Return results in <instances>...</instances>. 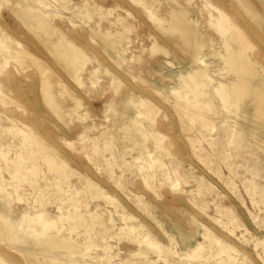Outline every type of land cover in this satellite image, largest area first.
Returning <instances> with one entry per match:
<instances>
[{"label": "rangeland", "instance_id": "374dc122", "mask_svg": "<svg viewBox=\"0 0 264 264\" xmlns=\"http://www.w3.org/2000/svg\"><path fill=\"white\" fill-rule=\"evenodd\" d=\"M172 1L0 0V42L11 41L8 52L0 43V250L10 264H264V128L252 105L215 91L230 77L217 10ZM211 1L257 48L250 56L264 52V0ZM170 8L189 13V40L150 12L168 18ZM104 30L121 36L119 52ZM58 38L84 54L78 76L53 53ZM24 48L28 64L2 60ZM34 56L52 69L60 113ZM140 97L157 124L133 106ZM29 218L43 229L31 231ZM206 229L234 247V261L216 253ZM199 242V257L184 254Z\"/></svg>", "mask_w": 264, "mask_h": 264}, {"label": "bare ground", "instance_id": "6f19581e", "mask_svg": "<svg viewBox=\"0 0 264 264\" xmlns=\"http://www.w3.org/2000/svg\"><path fill=\"white\" fill-rule=\"evenodd\" d=\"M85 1V0H84ZM140 1V0H139ZM172 1V0H171ZM138 2V1H137ZM173 2V1H172ZM175 2V1H174ZM173 2V3H174ZM205 2L209 5H211L212 9L214 8V10L216 11L217 10V13L218 15H213L212 18H211V22L214 24L215 23V26L219 28L218 31H220V33L222 32V40H223V45H224V49H225V53H224V57L226 58L227 60V63L225 65H227V69L228 70V73L230 74V77H228L225 82H221L219 83L218 85H215V91L216 92H219L222 100L224 102H228L231 98H234V104L235 106L237 105L238 107L242 104H248V105H252L253 106V111L256 115V117H258V119L261 121L260 124H258L259 127L261 128H264V55L262 53L264 52H259V53H256V55H252L250 56L248 54V50H256L254 48V46L252 45V43L249 41L247 35L241 30V27H238L236 24H235V21L234 19L226 14L225 12H223L221 9H219L218 6H216L211 0H205ZM243 2L245 4H247L246 0H243ZM142 3V2H141ZM145 3V1H144ZM87 4V3H86ZM143 4V3H142ZM176 4V3H175ZM178 4V3H177ZM176 4V5H177ZM88 5V4H87ZM86 5V6H87ZM180 5V4H178ZM251 5V4H250ZM169 6V5H168ZM205 6V5H204ZM153 8V7H152ZM151 8V9H152ZM179 8V7H178ZM182 5L180 7V11L182 10ZM74 9V8H73ZM146 9V8H145ZM171 9V8H170ZM250 9V8H249ZM66 10V9H64ZM184 10V9H183ZM179 10L178 9H171L170 10V14H168V18L166 17H161L159 16L157 13H154L152 10L150 11L151 12V15L156 18L155 20H157V22L159 24H161V27L163 26V28L167 27V29H170L171 31L173 32H176V33H179L180 36L183 35V37H187L188 39V36L191 35L190 32L192 31L191 26H187V27H183L181 26V23L185 22V21H188V23H190L189 25H191V19L187 16V13L186 16L184 15L187 11L184 10V14L181 15L183 12H179L177 13ZM255 11V10H254ZM91 10L90 8H87V14H90ZM234 12V11H233ZM236 12V11H235ZM253 12V11H251ZM181 13V14H180ZM86 14V15H87ZM180 14V15H178ZM235 14V13H234ZM255 14H257L255 12ZM236 15V14H235ZM112 16V15H111ZM240 16V14H239ZM90 17V16H89ZM151 17V16H150ZM210 17V16H209ZM238 18V16H237ZM242 18V17H240ZM153 19V18H152ZM89 20V18H88ZM242 20V19H241ZM121 21V20H120ZM99 24V23H98ZM122 24V23H121ZM210 24V23H209ZM246 24V23H245ZM243 23V25H245ZM55 25V24H54ZM218 25V26H217ZM248 25V23L246 24V26ZM160 26V25H159ZM124 28H128L127 25L124 24ZM246 28V27H245ZM251 28V27H250ZM248 29V28H246ZM61 30V29H60ZM251 30V29H250ZM126 31V30H125ZM216 31V32H218ZM251 32V31H250ZM5 33V32H4ZM171 33V32H170ZM219 33V34H220ZM88 34V33H87ZM97 34V33H96ZM121 34V33H120ZM123 34V33H122ZM98 35L101 36V38H103V42L109 46L112 47L113 50L119 52L120 51V48H119V44H120V35H117L116 34H113L111 33L110 31H105L102 33V32H98ZM175 35V34H174ZM184 35H188V36H184ZM256 35V34H255ZM123 36V35H122ZM10 37V36H9ZM8 37V39L10 40V38ZM182 37V36H181ZM182 37V38H183ZM202 37V36H201ZM256 37V36H255ZM91 38V37H90ZM153 38V37H152ZM184 38V39H185ZM7 37L5 35H3L1 37V45L2 47L7 48L9 47L10 45L9 42L11 41H8ZM13 39V38H12ZM180 39V38H179ZM183 39V40H184ZM260 39V38H259ZM189 40V39H188ZM8 41V42H7ZM14 40H12L13 42ZM257 41L258 38H257ZM16 42V41H15ZM51 45L53 46L52 50H53V53L57 54L59 57H60V61L61 59L63 60V62L66 64L65 66H69L70 68V71H71V74H74L75 76L77 74H79L78 72L80 70L83 69V64L82 63H79V60H80V56L84 55L82 53V51L76 47L72 42H69L63 38H58L57 40L55 41H51L50 42ZM185 43V42H184ZM14 44V43H13ZM12 44V45H13ZM19 44V43H18ZM21 44V43H20ZM155 45V44H154ZM190 45V43H189ZM262 45V43H261ZM153 46V45H152ZM20 47V46H19ZM151 47V46H150ZM201 47V46H200ZM1 48V46H0ZM165 48V47H164ZM250 48V49H249ZM167 49V48H166ZM6 50V49H5ZM91 50V49H90ZM159 50V49H158ZM1 51V50H0ZM9 51H10V48H9ZM156 51V50H155ZM167 51V50H166ZM7 52H8V48H7ZM14 54L10 53L9 54H5L3 55L2 57V60L4 59V61L6 62L8 60V57H11L15 60H17L18 62H20L22 65H26L28 63L25 64L26 60L28 59V56L29 58L31 57L30 53H28V51L24 48L22 50H19V49H16V51L14 50ZM165 52V50H164ZM250 52V51H249ZM252 52H255V51H252ZM251 53V52H250ZM96 54V53H95ZM166 54V53H165ZM252 54H255V53H252ZM86 56V55H85ZM1 58V56H0ZM84 58V57H83ZM96 58V57H95ZM12 59V60H13ZM32 62L37 66V68L39 69V72L41 73V76H42V82H43V92H44V95L46 96V100L47 102L54 108V110L58 113H60V106L58 104V102L56 101V98H55V93L53 91V82L51 79V70L50 67H48V65L43 62H40L39 60H37V58L32 57ZM87 59V58H86ZM89 59V58H88ZM1 60V59H0ZM30 60V59H29ZM97 61V60H95ZM8 62V61H7ZM14 62V61H13ZM62 62V63H63ZM84 62V61H83ZM87 62V61H86ZM5 65V64H4ZM30 65V64H29ZM28 65V66H29ZM14 66V65H13ZM105 69V67H104ZM223 69V68H222ZM4 70V68H3ZM0 71L1 70V66H0ZM83 71V70H82ZM196 71V70H194ZM194 71L192 73H190L188 75V79L189 78H192V80H195L196 77H195V74H194ZM81 72V71H80ZM223 72V71H222ZM1 73V72H0ZM3 76H6L5 75V72H3ZM37 73V72H36ZM94 73V70L93 72ZM105 73V72H104ZM108 73V72H107ZM227 73V74H228ZM112 74V73H111ZM72 75V76H74ZM92 75V74H91ZM2 76V75H1ZM78 76V75H77ZM93 76V75H92ZM95 76V75H94ZM108 76V74L106 75ZM2 79V77H0ZM14 78V77H13ZM12 78V74L11 75H7V80L6 81H12L13 80ZM117 78V77H116ZM183 78V77H182ZM97 79V77H96ZM112 79V78H111ZM5 80V79H4ZM3 80V81H4ZM77 80V79H76ZM114 80V79H113ZM2 81V80H1ZM14 81V80H13ZM79 81V80H78ZM112 82V81H110ZM3 83V82H2ZM6 83V82H5ZM4 83V85H5ZM14 83V82H13ZM62 83V82H61ZM95 83V82H94ZM197 83V82H195ZM1 84V83H0ZM59 84V83H58ZM111 84V83H110ZM193 84V82H192ZM12 85V84H11ZM199 84L195 85L196 88ZM3 84L0 85V87L2 88ZM60 86V85H59ZM64 86V85H63ZM92 86V85H91ZM185 86V85H184ZM204 86V84H203ZM5 87V86H4ZM6 88V87H5ZM4 88V89H5ZM60 88V87H59ZM18 89V88H17ZM199 89V88H198ZM197 89V90H198ZM3 90V89H2ZM1 93V92H0ZM116 94V93H115ZM218 94V93H217ZM9 98V97H8ZM7 96L1 98V100L3 102H6V100L8 99ZM197 100V99H196ZM186 102H188L186 99H185ZM127 102V101H126ZM158 103V102H157ZM190 103V102H188ZM192 103V101H191ZM196 104L197 106V103H193V105ZM133 106H135L136 108H140L139 111L144 114V116H146V118H150L151 122L152 123H156V117H155V114H157V112L155 113V109L154 108V104L146 99V98H138V101L135 102L133 104ZM206 105H202V107H205ZM206 108V107H205ZM206 111V110H204ZM236 111V110H235ZM68 112V111H66ZM238 113V111L236 112ZM246 110L240 114L239 116L243 117L246 115ZM161 114V113H160ZM237 116V115H236ZM200 117V116H199ZM228 118V117H227ZM204 119V118H202ZM149 120V119H148ZM22 121V120H21ZM18 122V121H17ZM87 130V129H86ZM22 131V130H21ZM23 132V131H22ZM158 132V131H157ZM157 132L155 131V133L157 134ZM150 134V133H149ZM160 135V134H159ZM157 135V136H159ZM35 136V135H33ZM161 137V136H159ZM167 137V136H166ZM35 140V144H36V138H34ZM86 140V139H85ZM160 141L158 142V145H161L162 144V140L161 138L159 139ZM191 140V139H190ZM31 141V140H30ZM40 141V140H39ZM45 143V142H44ZM35 144H33L35 146ZM155 144V143H154ZM40 146V145H39ZM41 146H43V144H41ZM47 146V145H46ZM52 146V145H51ZM55 146V145H54ZM257 147L259 148H264V139L263 140H260L258 141V143L256 144ZM38 147V145H37ZM45 147V146H43ZM42 147V149H43ZM48 148V147H47ZM57 148V147H56ZM41 149V148H40ZM40 150V151H44V150ZM49 149V148H48ZM54 149V148H53ZM49 150H52V149H49ZM54 151H56L57 153V150L54 149ZM31 152V151H30ZM45 152V151H44ZM53 152V151H52ZM46 153V154H45ZM43 154H45L46 158L50 161L48 162H51V164L53 165V167H56L57 169H60V164L56 162L55 160V157L52 156L51 154H48L47 152H45ZM54 153V152H53ZM55 155V153H54ZM44 156V155H43ZM61 156V154H60ZM57 157V156H56ZM63 158V157H62ZM64 159V158H63ZM65 160V159H64ZM63 160V161H64ZM141 161V160H140ZM143 161V160H142ZM153 163L154 162H158L157 159L155 160H152ZM45 162V161H44ZM62 162V160H61ZM157 164V163H156ZM67 165V164H66ZM142 166V165H141ZM67 167V166H66ZM143 168V167H141ZM145 168V167H144ZM143 168V169H144ZM56 170V169H55ZM89 171V170H88ZM62 172V171H61ZM76 172V171H75ZM92 185H95V184H92ZM99 185V184H97ZM106 185V184H105ZM85 186V185H84ZM177 187V186H176ZM95 188L98 189V187L95 185ZM17 190V189H16ZM100 191V190H99ZM78 193V192H76ZM102 193V192H101ZM77 195V194H76ZM68 199V198H67ZM98 207V206H97ZM87 209V208H86ZM97 210V208H95ZM106 209V208H105ZM101 210V209H100ZM107 210V209H106ZM104 210V211H106ZM95 212V211H94ZM105 214V213H104ZM111 215V213H110ZM102 216V215H101ZM96 217V216H95ZM110 217V216H109ZM97 218V217H96ZM98 219V218H97ZM101 219V218H99ZM112 220V219H111ZM28 223H27V227L28 228H31L30 230L33 231V230H42L43 228L42 227H39L37 226L33 221L30 220V218L27 220ZM96 221V219H95ZM85 222V221H84ZM101 223V222H100ZM108 225V223H107ZM129 226V225H128ZM203 226V225H202ZM89 227V225H88ZM124 227V226H123ZM75 228V227H74ZM135 228V227H133ZM213 228V227H212ZM29 230V231H30ZM29 233V232H28ZM204 236L205 238L204 239H209V244L211 246L215 245L216 247V253L217 254H220V255H224V257L229 260V261H234V255H233V252L232 250H235L234 247L232 248L231 245L229 246V244H226L224 243L223 241H221L218 237L214 236L208 229H206L205 233H204ZM151 245H153L152 243H154L153 241L149 242ZM156 243V242H155ZM154 243V244H155ZM25 244V243H24ZM158 247V246H157ZM210 247V246H209ZM88 248V247H87ZM204 248V244L202 242H199L198 245L196 247H193L189 252L190 253H184L186 254L187 256H200V253L201 251L203 250ZM160 249V248H158ZM21 251V250H20ZM4 252V250H0V264H10L7 260V258H5L2 253ZM23 252V251H21ZM188 252V251H187ZM5 253V252H4ZM20 253V252H19ZM237 253V252H236ZM21 254V253H20ZM23 254H25L23 252ZM183 254V255H184ZM238 254V253H237ZM22 255V254H21ZM27 254H25L24 256H26ZM198 256V257H199ZM23 257V256H22ZM204 257V256H203ZM26 259H27V256H26ZM99 259V258H97ZM245 259V258H244ZM225 261V260H224ZM252 264V263H251Z\"/></svg>", "mask_w": 264, "mask_h": 264}]
</instances>
